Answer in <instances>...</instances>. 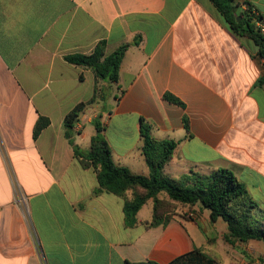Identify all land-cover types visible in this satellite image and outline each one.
Here are the masks:
<instances>
[{"label": "crops", "instance_id": "obj_1", "mask_svg": "<svg viewBox=\"0 0 264 264\" xmlns=\"http://www.w3.org/2000/svg\"><path fill=\"white\" fill-rule=\"evenodd\" d=\"M243 1L264 15V0H238V12ZM102 41L106 55L133 44L118 84L103 83L105 98L81 113L74 145L89 150L100 118L114 162L149 176L144 120L154 139L177 143L166 175L228 169L264 211V59L210 0H0V264H170L195 249L201 264H264L262 241L228 250L227 222H211L200 203H177L151 226L149 199L129 226L131 191L95 194L97 174L75 156L64 121L92 98L96 77L65 56ZM40 116L50 125L35 139ZM220 245L229 259L212 256Z\"/></svg>", "mask_w": 264, "mask_h": 264}, {"label": "trees", "instance_id": "obj_2", "mask_svg": "<svg viewBox=\"0 0 264 264\" xmlns=\"http://www.w3.org/2000/svg\"><path fill=\"white\" fill-rule=\"evenodd\" d=\"M234 33L251 39L257 47V54L264 59V32L258 27L257 22L264 23V15L258 13L248 1H243L245 9L238 12L240 2L238 0H210ZM241 17V19H239ZM133 43H137L135 40ZM125 42L109 55L105 53V42H100L90 54H71L65 56V60L77 66L91 68L96 77V87L92 98L79 103L71 110L64 121L66 136L71 139V131L85 109L99 99L106 96L107 86L103 83L118 84L120 67L128 48L133 44ZM82 78V76H80ZM259 84L264 83V77ZM120 88V87H119ZM165 99L176 104L182 102L171 94H166ZM50 125V119L40 116L36 122L33 136L37 139L42 131ZM96 134L92 137L89 150L84 151L74 145V154L82 158L86 167L94 168L99 187L95 194L102 191L124 197L129 191L132 198L125 200L124 212L126 223L133 226L136 216L142 206L153 199L154 218L150 225H160L164 222V207H174L175 203L185 206H194L198 203L210 210L211 222L223 218L228 224V233L224 235V241L235 246L236 243H248L251 240L264 242V222L257 221L253 214L258 205L248 197L246 187L238 180L236 175L228 169H218L210 174H202L196 171L182 175L180 178H172L165 174V166L173 157L177 143L172 140L158 141L152 135L150 124L142 121L140 133L143 141L142 154L150 169L149 176L134 174L128 167L117 165L114 162L112 150L104 137L106 126L100 118L93 123ZM186 129L189 124L185 119ZM165 194L172 203L168 204L160 195ZM200 256L205 257L200 249H195L189 255L180 257L170 264H201ZM211 262V261H210ZM126 264H159L155 261L130 262Z\"/></svg>", "mask_w": 264, "mask_h": 264}, {"label": "rangeland", "instance_id": "obj_3", "mask_svg": "<svg viewBox=\"0 0 264 264\" xmlns=\"http://www.w3.org/2000/svg\"><path fill=\"white\" fill-rule=\"evenodd\" d=\"M161 195H164V194H161ZM166 199V195H164V200ZM175 205H178V204H176L175 203ZM164 210H168L169 212H171L172 214H173V212H175V207H169L168 209L166 208V206L164 207ZM189 216V215H188ZM253 216H254V218L257 220V221H259V222H264V211H260L259 209H255V211H254V214H253ZM196 218V217H195ZM242 246H247V244L248 243H242V242H239ZM262 243H264L263 241H262ZM227 244V243H226ZM228 245V244H227ZM230 246L232 247V248H237V246L235 245V246H233V245H229L228 247L229 248H227L228 250L230 249ZM252 248V247H251ZM253 249V248H252ZM212 256L214 257V258H216V259H218V260H220V255H223V257L227 260V257H228V259H229V255L228 256H226L225 255V251H224V249L222 248V246L220 245V246H217L216 247V249L212 252ZM205 259H206V257H204ZM211 262L209 263V264H213V261H212V258H208ZM263 260V259H262ZM206 262H208V261H205V263ZM216 264H228V263H222V262H220L219 261V263L218 262H216Z\"/></svg>", "mask_w": 264, "mask_h": 264}, {"label": "built area", "instance_id": "obj_4", "mask_svg": "<svg viewBox=\"0 0 264 264\" xmlns=\"http://www.w3.org/2000/svg\"><path fill=\"white\" fill-rule=\"evenodd\" d=\"M257 25L262 30V32H264V23L263 22H257ZM189 217L193 219L196 217V214L190 213Z\"/></svg>", "mask_w": 264, "mask_h": 264}, {"label": "water", "instance_id": "obj_5", "mask_svg": "<svg viewBox=\"0 0 264 264\" xmlns=\"http://www.w3.org/2000/svg\"><path fill=\"white\" fill-rule=\"evenodd\" d=\"M239 19H241V17H239Z\"/></svg>", "mask_w": 264, "mask_h": 264}]
</instances>
